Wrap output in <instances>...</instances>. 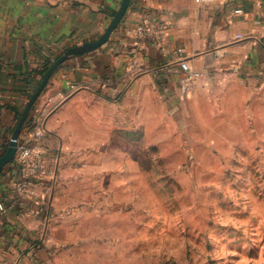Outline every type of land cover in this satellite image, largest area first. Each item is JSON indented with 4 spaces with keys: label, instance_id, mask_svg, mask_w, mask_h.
Returning <instances> with one entry per match:
<instances>
[{
    "label": "crops",
    "instance_id": "obj_1",
    "mask_svg": "<svg viewBox=\"0 0 264 264\" xmlns=\"http://www.w3.org/2000/svg\"><path fill=\"white\" fill-rule=\"evenodd\" d=\"M121 2L0 0L1 143L10 141L16 110H24L38 87L40 70L69 47L99 38ZM144 20L168 26L169 51L127 33ZM177 47L185 51L176 53ZM180 59L202 75L184 81ZM231 79L264 90V0H131L109 40L68 57L35 102L49 170L35 194L18 192L12 161L0 171L6 207L0 210V264H63L58 225L67 219L80 177L96 175V161L112 152L103 146L113 144L115 131L131 130L133 118L138 127H151L146 113L156 126L162 111L189 109ZM30 136L23 126L18 143Z\"/></svg>",
    "mask_w": 264,
    "mask_h": 264
},
{
    "label": "rangeland",
    "instance_id": "obj_2",
    "mask_svg": "<svg viewBox=\"0 0 264 264\" xmlns=\"http://www.w3.org/2000/svg\"><path fill=\"white\" fill-rule=\"evenodd\" d=\"M215 94L115 131L58 225L63 264H264V90Z\"/></svg>",
    "mask_w": 264,
    "mask_h": 264
},
{
    "label": "built area",
    "instance_id": "obj_3",
    "mask_svg": "<svg viewBox=\"0 0 264 264\" xmlns=\"http://www.w3.org/2000/svg\"><path fill=\"white\" fill-rule=\"evenodd\" d=\"M241 12L242 10H237ZM260 24L261 20H255ZM128 34L147 37L154 41L158 46L167 51L168 46V26L150 20L138 21L127 30ZM238 34V37H241ZM185 51L183 47H177L176 53L182 54ZM180 68L184 72V81H192L202 75V71L194 69L185 59H180ZM234 69L237 70L236 67ZM43 118L36 117V125L30 129V139L18 143L15 155L16 163L20 171V178L16 182L18 192L24 196L32 197L35 194V184L38 179L43 178L49 172L48 160L43 155L40 148V141L44 135ZM1 144V140H0ZM5 203L0 202V210H5Z\"/></svg>",
    "mask_w": 264,
    "mask_h": 264
},
{
    "label": "water",
    "instance_id": "obj_4",
    "mask_svg": "<svg viewBox=\"0 0 264 264\" xmlns=\"http://www.w3.org/2000/svg\"><path fill=\"white\" fill-rule=\"evenodd\" d=\"M131 0H122L120 7L117 9L115 14L112 17L111 22L109 23L108 27L104 31V33L97 39L92 41H87L83 44L75 45L72 47H69L66 49L48 68L46 73L41 79L40 84L36 88V90L33 92L31 97L29 98L24 110L22 111V114L20 118L18 119L17 125L14 129V132L10 138L9 145L7 147V150L4 152V154L0 157V171L12 160L15 159V155L18 148V139L20 132L25 124V121L28 117L29 112L31 111L34 103L38 100L39 96L44 91L45 87L47 86L51 76L54 74V72L57 70V68L71 55L73 54H81V53H87L90 51H93L97 49L98 47L102 46L104 43H106L112 32L117 28L121 20L123 19Z\"/></svg>",
    "mask_w": 264,
    "mask_h": 264
},
{
    "label": "trees",
    "instance_id": "obj_5",
    "mask_svg": "<svg viewBox=\"0 0 264 264\" xmlns=\"http://www.w3.org/2000/svg\"><path fill=\"white\" fill-rule=\"evenodd\" d=\"M114 15V13H113ZM62 54L59 53L53 60H50L48 62V64L40 70V73L42 74V76H44V74L46 73V71L48 70V68L52 65V63ZM41 82V81H40ZM40 84V83H39ZM36 106H35V103L31 109V111L29 112L28 114V117L25 121V124H24V127H28V128H32L36 125V117H35V114H34V110H35ZM16 113L18 115V119L20 118L21 114H22V111L21 110H16ZM9 145V140L7 141H4L3 143L0 144V157L4 154V152L7 150V147ZM12 162L15 164L16 168L18 169L19 171V167H18V164L16 163V160H12ZM19 174H20V171H19Z\"/></svg>",
    "mask_w": 264,
    "mask_h": 264
}]
</instances>
